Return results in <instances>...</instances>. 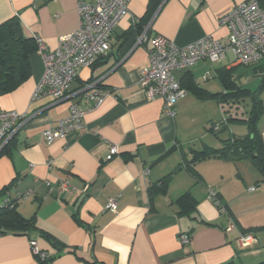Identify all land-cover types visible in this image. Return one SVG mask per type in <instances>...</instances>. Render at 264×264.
I'll return each instance as SVG.
<instances>
[{
    "label": "crops",
    "instance_id": "crops-1",
    "mask_svg": "<svg viewBox=\"0 0 264 264\" xmlns=\"http://www.w3.org/2000/svg\"><path fill=\"white\" fill-rule=\"evenodd\" d=\"M243 1L159 0L146 21L142 17L149 0H128V13L113 30L111 48L104 55L108 56L91 68L81 67L67 95L54 103L48 96L34 97L44 61L37 50L30 55L29 78L13 91L0 93V109L28 115L0 152V205L8 195L16 198L18 192L32 191L16 209L23 217H34L36 227L24 233L8 229L1 233L0 264H37L32 240L52 256L50 264H223L232 260L257 264L264 260V228H258L264 226V178L253 163L201 160L194 165L200 181L186 169L176 170L183 158L191 157L190 149L222 145L207 140L192 145L183 124L189 110L196 111L200 103L211 99L188 92L174 104L171 116L165 113L161 98L148 97L139 85L154 35L180 46L206 35L226 39L229 29L221 18ZM14 16L19 17L25 36H38L49 48L56 47L59 37L75 30L80 21L77 0H0V23ZM136 23L149 25L148 40L132 49ZM238 65L229 55L221 63L201 60L172 73L179 81L186 77L215 93L223 89L214 90L207 85L209 78L202 83L199 77L210 72L218 78L219 67ZM91 77L111 94L87 111L81 129L47 143L43 131L48 126L66 118L73 103L86 105L77 91ZM210 120L209 127L215 121ZM112 143L119 153L107 159ZM172 172L166 191L150 196V186H159ZM65 180L70 187L61 190ZM12 182L9 193L3 192ZM208 187L227 205V213L208 197ZM186 191L197 200L191 214L180 213L174 203ZM116 195L119 209L113 212L105 206ZM230 219L235 227L228 231ZM245 231H253L256 238L249 247L238 241ZM184 232L190 233L187 243L179 240Z\"/></svg>",
    "mask_w": 264,
    "mask_h": 264
},
{
    "label": "built area",
    "instance_id": "built-area-1",
    "mask_svg": "<svg viewBox=\"0 0 264 264\" xmlns=\"http://www.w3.org/2000/svg\"><path fill=\"white\" fill-rule=\"evenodd\" d=\"M127 3L128 0H77L79 26L61 35L56 47L49 48L40 37H35L37 51L43 57L44 71L34 97L48 96L54 103L67 95L69 85L77 78L79 69L91 68L99 57L109 52L113 30L128 13ZM221 23L227 25L229 29L226 39L206 35L180 46L162 35L153 36L152 45L147 49L149 63L140 70L139 85L146 91L148 97L163 100L164 111L168 115L175 114L174 104L188 94V90L174 77L172 73L174 69H184L201 60L221 63L229 55L237 64L243 66L256 65L264 61V4L259 0L243 1L224 15ZM148 29L149 25L136 37L134 44L147 42ZM210 76V72H206L203 80ZM77 92L81 93L86 105L73 103L66 118L58 120L56 125L48 126L43 131L47 143L81 129L87 111L99 106L111 94L109 89L99 86L97 79L91 81L87 79ZM27 116L26 113L16 110L0 109V151L15 137ZM214 128L217 129L218 125ZM118 153V146L112 143L106 158L111 159ZM69 187L66 180L60 184L61 190H67ZM30 193L32 191L18 192L16 199L20 200ZM207 194L221 212L227 213L226 207L212 187H208ZM118 197L119 195L109 197L105 208L117 212ZM8 198L9 195L6 201ZM234 227L235 223L230 219L226 230L231 231ZM189 237V234L184 232L179 235V240L187 243ZM238 241L242 247H249L256 238L252 231H245L239 235ZM31 246L36 257L44 259L48 256L40 249L36 240L31 241Z\"/></svg>",
    "mask_w": 264,
    "mask_h": 264
},
{
    "label": "trees",
    "instance_id": "trees-1",
    "mask_svg": "<svg viewBox=\"0 0 264 264\" xmlns=\"http://www.w3.org/2000/svg\"><path fill=\"white\" fill-rule=\"evenodd\" d=\"M259 1L264 4L263 0ZM158 3L159 0H149L146 13L143 15L142 19L148 21L155 13ZM146 26L147 23L134 24V39H136V37L143 32ZM148 32L149 29L147 33ZM131 33L132 31L128 32L126 37ZM36 50V40L33 37H27L24 35L19 17L14 16L0 23V93L4 94L13 91L29 78L31 74L30 55ZM107 56L99 57L93 66H95L101 58H105ZM246 67H252L253 72L260 77L261 86L255 90H250L238 84V80L234 74V68L236 67H232L230 69L219 67L217 69L218 79L221 81L223 86V90L220 92H208L195 82H191V80L186 77L180 80L181 85L185 87L188 92L194 93L197 97L202 99L209 98L217 100V102L221 105L225 101L238 102L240 99L244 100L246 97H249L251 99V110L249 111V117L246 119L238 116V113L236 114L237 116H231L230 114L228 117L226 116L223 124L220 122L218 125V123L213 122L209 128V131L217 134L219 131L225 129L224 126L228 125V120L237 119L248 123L250 129L248 134L244 136L231 134L227 136V138L221 139L222 145L220 147L204 145L200 149H190L189 152L191 153V157L188 160L183 158L176 170L186 169L196 179V181H200V175L194 165L201 160L208 158H223L233 161L249 160L264 178V140L262 131H260L257 125V120L262 114H264V104L260 96L261 89L264 87V63ZM88 80L91 81L94 80V78L91 77ZM236 107L239 108L238 106ZM224 111L226 113L229 112V110H226L225 108ZM254 115L256 116L255 121H253ZM215 125H218L217 129L214 128ZM172 174L173 172L166 175L162 179L159 186L151 185L149 188L150 196H153L158 192H165L167 185L171 180ZM13 184L14 183L12 182L10 185L4 187L2 189L3 192L9 193ZM18 202V199L9 197L7 201H3L0 205V233L6 232L7 229L13 230L15 233H24L32 227H36L34 217H23L17 211L16 207ZM174 203L178 206L179 212L183 214H191L197 206V200L189 191L179 195L176 199H174ZM221 203L228 211L227 205L222 201ZM258 228H264V226ZM188 234L190 236V233ZM41 235L46 238H50V235L44 231H41ZM37 259V264H50L52 256L48 255L44 259L37 257ZM223 264L239 263L232 260ZM257 264H264V260Z\"/></svg>",
    "mask_w": 264,
    "mask_h": 264
},
{
    "label": "rangeland",
    "instance_id": "rangeland-1",
    "mask_svg": "<svg viewBox=\"0 0 264 264\" xmlns=\"http://www.w3.org/2000/svg\"><path fill=\"white\" fill-rule=\"evenodd\" d=\"M234 74L235 77L238 80V84L242 85L250 90H255L259 86H261L260 77L258 75H255L253 72L252 67H246L243 65H238L236 68H234ZM200 82L205 83L206 80H203V75L200 77ZM209 85L214 90H221L223 89V86L221 84V81L218 78H215L213 76H210L208 79ZM260 92L261 99L264 104V87H262ZM201 106L198 107V109H192L189 110L186 115L185 119L183 121L184 126H186L187 131H189L191 138L194 142H191L192 145H199L202 140H207L211 143L219 144L221 142V139L227 138V136L234 134L236 136H244L249 133V125L247 122L243 120H237V119H231L227 121V124L225 129L219 131L217 134L215 132L209 131V124L211 123V120L207 122L209 118L214 119L213 121L218 123V125L223 124L225 122L226 116L228 117L230 114L231 116H238L243 117L244 119L248 118L251 110V99L249 97H246L244 100L240 99L238 102H223V104H218L217 100H207L206 102L200 103ZM238 106L239 108H237ZM224 108L226 110H229V112H225ZM194 116H198V118L194 119ZM200 117V118H199ZM258 128L261 130L264 129V114H262L259 119L257 120ZM218 140V141H217ZM264 140V138H263ZM188 149V147H187Z\"/></svg>",
    "mask_w": 264,
    "mask_h": 264
},
{
    "label": "water",
    "instance_id": "water-1",
    "mask_svg": "<svg viewBox=\"0 0 264 264\" xmlns=\"http://www.w3.org/2000/svg\"><path fill=\"white\" fill-rule=\"evenodd\" d=\"M134 40H135V39H134ZM134 40H133V43L135 42ZM133 43H132V44H133ZM138 45H139V44H133V48H132V49H134V48L137 47ZM255 119H256V116L254 115V116H253V121H255Z\"/></svg>",
    "mask_w": 264,
    "mask_h": 264
}]
</instances>
